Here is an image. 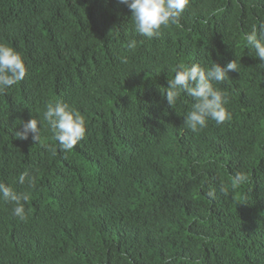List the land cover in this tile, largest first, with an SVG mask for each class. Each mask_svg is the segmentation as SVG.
Masks as SVG:
<instances>
[{"label": "trees", "instance_id": "16d2710c", "mask_svg": "<svg viewBox=\"0 0 264 264\" xmlns=\"http://www.w3.org/2000/svg\"><path fill=\"white\" fill-rule=\"evenodd\" d=\"M261 23L264 0H190L146 38L118 0H0L27 68L0 93V182L28 195L24 221L0 199V264H264V63L244 40ZM232 60L214 83L231 119L191 131L168 80ZM56 102L85 120L70 151L43 119ZM32 118L37 140L19 138Z\"/></svg>", "mask_w": 264, "mask_h": 264}, {"label": "clouds", "instance_id": "9594fccd", "mask_svg": "<svg viewBox=\"0 0 264 264\" xmlns=\"http://www.w3.org/2000/svg\"><path fill=\"white\" fill-rule=\"evenodd\" d=\"M118 3L130 10L135 31L141 36L152 38L162 27L177 24L181 14L189 6L190 0H118ZM244 40L246 45L254 50L260 62L264 63V23H261L259 28L253 26L252 30L245 34ZM230 71L238 72V65L234 60L224 67L213 63L211 69L207 71L199 63H193L190 66L181 65L175 72L174 78L168 80L165 98L170 106L176 102L181 93L194 100L191 111L184 118V123L191 131L197 132L207 127L209 120L222 124L231 119V113L225 107L229 102L227 95L214 86V83H222L228 79ZM26 75L27 68L21 54L14 48L0 43V93L16 85ZM43 119L51 125L54 137L64 151L72 150L85 137L84 118L66 103L56 102L47 105ZM21 123L22 131L17 132L16 135L21 139H27L31 133L32 138L37 140L39 121L32 118ZM26 179L29 186H32L34 181L26 172L19 176V183L24 184ZM233 180L236 184H240L247 180V176L237 173ZM208 196L214 198L215 192L209 191ZM0 199L14 205L13 216L21 221L27 219L23 203L28 199L27 194L17 193L10 186L0 182Z\"/></svg>", "mask_w": 264, "mask_h": 264}]
</instances>
